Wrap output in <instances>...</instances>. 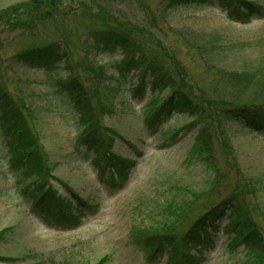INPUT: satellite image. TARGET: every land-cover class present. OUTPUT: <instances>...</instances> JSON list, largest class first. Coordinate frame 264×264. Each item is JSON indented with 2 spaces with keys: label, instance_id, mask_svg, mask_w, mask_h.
Wrapping results in <instances>:
<instances>
[{
  "label": "rangeland",
  "instance_id": "1",
  "mask_svg": "<svg viewBox=\"0 0 264 264\" xmlns=\"http://www.w3.org/2000/svg\"><path fill=\"white\" fill-rule=\"evenodd\" d=\"M23 1L28 0H0V10ZM162 1L65 0L64 8L70 14L58 16L43 34H13L1 28V51L9 56L24 47L62 39L73 62L84 58L88 51L109 73H116L115 65L123 57L121 51L99 53L89 45V12L101 11L108 21L118 18L135 30L139 50L149 54L168 51L170 67L175 68L172 59L178 61L192 81L212 95L234 103L264 101V90L257 91L264 87V76L259 74L248 88L237 92L215 74L222 68L253 71L257 66L260 71L256 72H264V13L245 24L234 22L213 0V4L197 2L164 15L159 12ZM252 1L264 6V0ZM197 33L203 38L196 36V43L204 51H208L210 41L216 43L219 39L221 44L211 46L214 51L209 55L204 52L201 58L187 44L188 38ZM83 43L88 44L87 51ZM60 71L58 75L56 71L17 67L5 71L1 86L24 98L36 111L34 121L28 119V124L37 146L44 148L55 166L53 187L74 200L68 187L71 188L89 206L81 214L75 211L73 223L55 226L32 211L31 203L18 192V176L9 166V140L0 137V264H173L175 259H168L167 253L149 263L141 242L149 234L170 232L176 238L183 237L199 217L227 199L239 182L244 195L241 202L251 211L264 238L263 135L239 122H230V149L215 136L212 140V160L219 169L216 174L196 148L202 122H193L192 116L182 112L161 130L152 132L144 123L149 90L135 95L125 89L116 99V109L102 122L124 138L113 136L112 152L134 164L122 174L124 178L109 164L103 163L102 172L92 160L93 154L87 157L84 147H76L80 131L73 126V111L66 108L62 117L55 103L45 97L49 83L70 75L67 69ZM75 74L82 77L78 71ZM248 180L260 181L262 190L257 196L247 191ZM171 204L181 207V217H171ZM73 205L79 209L77 202ZM227 213L208 229L210 236L206 235L202 251L200 247L190 250L195 264H264L263 256L250 255L244 244L235 242L234 234H227ZM167 218H172L171 224L166 223Z\"/></svg>",
  "mask_w": 264,
  "mask_h": 264
},
{
  "label": "trees",
  "instance_id": "2",
  "mask_svg": "<svg viewBox=\"0 0 264 264\" xmlns=\"http://www.w3.org/2000/svg\"><path fill=\"white\" fill-rule=\"evenodd\" d=\"M65 0H28L8 6L0 10V29L9 33H26L31 36L43 34L58 16L70 14L64 8ZM200 2L213 0H163L160 3V14H168L172 9ZM230 20L248 23L258 13H264V6L252 0H217ZM166 13V14H165ZM90 48L96 52L121 51L122 59L116 63V73H109L105 65L95 62L86 50L88 44L83 43L87 55L75 62L72 61L67 49V43L55 39L44 44L24 47L12 55H3L0 46V137L10 143L8 150L9 166L17 174V188L21 197L31 203V209L39 213L55 226L71 224L75 221V211L81 214L84 207L89 206L74 190L68 187L74 200L62 196L51 183L54 180V165H51L49 154L44 148L38 147L28 124V119L34 121L35 110L24 98L6 91L1 86L5 79V71L17 67H27L44 71L67 69L68 77L58 78L46 86L45 97L53 101L58 113L65 117L64 110L70 108L75 120L74 127L79 129L76 147H84L85 154L103 166L109 164L122 177L134 163L130 159L119 158L112 152L114 137L122 139V135L102 121L116 109V99L126 89L127 92L146 94L144 123L152 132H158L162 126L177 113H188L193 122H202L203 126L196 139V148L210 162L217 174L219 169L212 160L214 152L212 140L215 136L220 143L230 149V134L227 130L230 122L241 123L254 133L264 136V101L234 103L223 96H214L205 88L192 81L188 71L178 61L174 70L167 59L170 53L149 54L139 50L140 43L135 42L134 29L121 19L108 21L101 11L89 12ZM141 24L139 26H142ZM4 33L0 31V34ZM87 34V33H86ZM194 34L187 40L188 48L196 50L203 58L204 52L209 55L214 50L211 46L221 44L210 41L208 51L201 48ZM200 39L203 36H198ZM202 41V40H200ZM197 42V43H196ZM205 42V41H204ZM211 47V48H210ZM163 54L164 56H162ZM177 66V67H176ZM264 68V65H262ZM258 67V66H257ZM256 70L223 69L217 71L220 77L229 82L237 92L244 91L255 78L264 76V72ZM258 69V70H257ZM78 71L82 77L76 75ZM231 71L230 73H227ZM136 79V81L134 80ZM133 82V84L131 83ZM264 84V82H263ZM264 87L257 88L263 93ZM142 98V95H141ZM66 105V107H65ZM192 123V122H191ZM182 130V129H181ZM181 130L171 134V137ZM24 139V140H22ZM23 142H25L23 144ZM104 163V165H103ZM216 176V175H215ZM241 182L235 191L218 206L203 214L181 238L173 233L149 234L143 243L148 262L154 263L167 253L168 259H175L173 264H195V256L191 249L204 246L208 229L223 218L227 213V234H234L235 242L244 244L250 255L264 257V238L258 222L251 211L244 208V195L240 191ZM249 194L257 196L261 192V183L247 182ZM77 202V208L73 203ZM181 207L171 204L169 213L172 218L181 217ZM172 218L166 223L171 224ZM148 233V232H145ZM238 243H234L238 244ZM260 261V260H259Z\"/></svg>",
  "mask_w": 264,
  "mask_h": 264
}]
</instances>
